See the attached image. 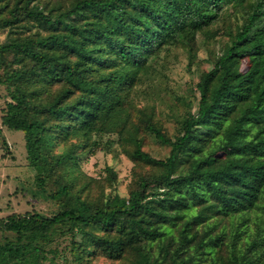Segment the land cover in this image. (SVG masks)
Here are the masks:
<instances>
[{"label":"trees","instance_id":"trees-1","mask_svg":"<svg viewBox=\"0 0 264 264\" xmlns=\"http://www.w3.org/2000/svg\"><path fill=\"white\" fill-rule=\"evenodd\" d=\"M0 35V125L58 207L0 218V264H264V0H0ZM170 47L200 69L174 133L132 98ZM102 136L124 196L82 169Z\"/></svg>","mask_w":264,"mask_h":264},{"label":"rangeland","instance_id":"rangeland-1","mask_svg":"<svg viewBox=\"0 0 264 264\" xmlns=\"http://www.w3.org/2000/svg\"><path fill=\"white\" fill-rule=\"evenodd\" d=\"M3 36L0 35V40ZM213 50H218L219 43H212ZM198 59H206V52L201 46ZM197 59V60H198ZM150 75H145L134 90L132 98L138 107L154 105L164 125L170 133L178 128V119L186 109L181 99L195 98V84L198 81L199 70L197 63L189 66L187 54L175 47L162 52L152 64ZM6 90L0 84V117L3 113ZM0 218L11 214L39 212L44 216H52L58 210L57 205L46 198L45 194L36 187L34 170L26 160L25 140L21 131L8 129L0 125ZM4 138L6 146L1 142ZM102 149L88 156L82 169L89 177L103 181L105 168L111 167L117 173L116 190L121 195L127 194L133 170V163L117 148L115 136L97 138ZM149 150L155 158H164L167 150L150 139ZM106 192L109 188L104 184ZM66 241L57 239L55 248L60 253ZM61 264V263H59ZM93 264H117L104 259H98Z\"/></svg>","mask_w":264,"mask_h":264}]
</instances>
